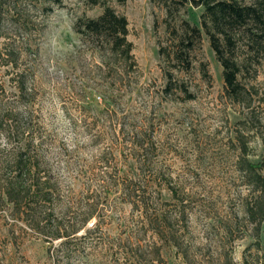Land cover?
I'll use <instances>...</instances> for the list:
<instances>
[{
    "label": "rangeland",
    "instance_id": "374dc122",
    "mask_svg": "<svg viewBox=\"0 0 264 264\" xmlns=\"http://www.w3.org/2000/svg\"><path fill=\"white\" fill-rule=\"evenodd\" d=\"M228 1L264 14V0ZM194 3L0 0V180L29 147L50 192L20 211L0 201V264H264L248 213L249 165L264 179V25H224L235 96ZM104 5L127 19L135 66L76 30Z\"/></svg>",
    "mask_w": 264,
    "mask_h": 264
},
{
    "label": "trees",
    "instance_id": "16d2710c",
    "mask_svg": "<svg viewBox=\"0 0 264 264\" xmlns=\"http://www.w3.org/2000/svg\"><path fill=\"white\" fill-rule=\"evenodd\" d=\"M44 2L51 5H59L62 0H34ZM177 2H187V0H175ZM196 6H204L205 14L208 15L212 25L217 32L209 30L207 22L204 23L208 34L210 35L211 46L215 51L217 59L224 69V80L232 89L235 96H239L241 87L238 83V75L240 67L229 57L233 49V39L227 36L224 29L226 22L232 29L236 27H244L249 19L254 18L260 24L264 25V14H259L255 8L242 7L235 1H220V0H194ZM103 14L98 19L87 21H80L76 25V30L85 34L99 45V50L104 54L107 51L111 56L117 60L125 63H130L135 66L134 57L132 55L133 45L128 41L129 30L128 21L125 17L119 16L110 7L104 5ZM194 32L200 34L198 29ZM222 36V39L219 37ZM229 51V53H228ZM0 128H3L0 122ZM29 148V147H28ZM20 149L12 159L5 161V167L10 171V176L0 180L3 184L1 190V203L6 206H11L15 211H20L23 204L30 196L48 200L50 192L47 191L39 174L36 172L38 169L37 161L32 157L29 149ZM255 165H249L248 174L250 175L249 185L253 186L256 192L259 193L258 204L250 208L249 216L254 220V211L256 210L261 215L260 225L264 222V179L257 174ZM36 191H33V189ZM76 233L73 234L76 235ZM160 234V233H158ZM72 235L63 237L61 233L54 236L55 240L70 238Z\"/></svg>",
    "mask_w": 264,
    "mask_h": 264
}]
</instances>
